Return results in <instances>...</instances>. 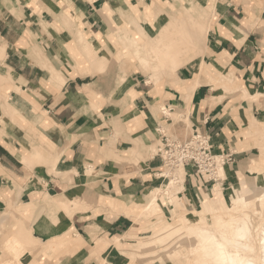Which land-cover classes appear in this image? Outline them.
<instances>
[{
    "label": "crops",
    "instance_id": "1",
    "mask_svg": "<svg viewBox=\"0 0 264 264\" xmlns=\"http://www.w3.org/2000/svg\"><path fill=\"white\" fill-rule=\"evenodd\" d=\"M200 1L198 7L215 13L203 55L170 81L158 85L138 72L117 87L115 79L94 72L78 32L98 52L110 44L107 22H125V11L141 22L146 7L173 11L174 0H0L6 54L0 76L9 78L0 87V214H10L12 224L21 221L27 233L12 239L13 247L14 239L21 245L0 255V264H157L128 253L136 241L134 205H146L151 190L167 179L160 174L161 158H147L155 135L185 141L189 134L183 121L172 123L157 113L161 104L172 112L189 108L192 134L207 135L215 153L234 154L237 162L221 181L226 204V184L241 188L254 161L252 149H241L243 129L264 109L241 99L240 91H213L211 77L231 76L246 90L264 94V0ZM63 16L78 30L69 31ZM205 69L211 77L198 73ZM197 75L201 85L193 89ZM135 150L143 160L130 162ZM206 184L191 181L186 172L176 204L188 212L202 200ZM73 201L82 204L71 212L59 206ZM165 202L159 201V211L166 215L174 208ZM68 239L81 245L57 247Z\"/></svg>",
    "mask_w": 264,
    "mask_h": 264
},
{
    "label": "rangeland",
    "instance_id": "2",
    "mask_svg": "<svg viewBox=\"0 0 264 264\" xmlns=\"http://www.w3.org/2000/svg\"><path fill=\"white\" fill-rule=\"evenodd\" d=\"M174 1L176 6L173 7V11L171 10L172 8L170 6H163L162 9H157L156 7L145 8L151 9L153 13L152 15L155 21H153L151 25L152 27L148 24V22L145 21L146 16H142L141 22H136V20H134L131 16L132 13L130 14L127 11L120 14L125 22H107L108 28L105 29L104 32L106 33V35L110 34L108 36H110L111 39H108V37H106L107 41H109L110 44L106 45L105 47L103 46V48H101V50L99 49L98 52L96 51L94 46H92V49L96 53L95 56H91L89 52L83 48L81 44L82 42H80L79 39V45L83 53L85 54L87 61L91 62L92 66L95 68L94 72L103 73V75L115 79L117 87L120 86L121 83L124 84L131 76L137 74L138 72L145 75L149 82H154L159 85L160 82L164 80L170 81L171 77H174L177 71L185 63L202 56L203 48L207 41V35L211 29V24L215 16L214 11L212 10L213 8L209 6H206L205 8L203 6L198 7L197 5H199V3L202 4L200 0H198L199 3H195L194 0V2L192 0H184L185 3L190 2V5H184L182 2H180V0ZM9 11H11V13L18 17V11H15L13 8L11 10L9 9ZM66 14L70 15L68 12ZM178 16L184 17L185 19L187 16H190V18L186 20H180ZM72 20L73 19L71 17L65 16L63 24L65 25V27H67L69 31H77L78 27ZM178 22V29H181V25L184 24L190 27L191 31L195 33L193 34V38H190L189 40V42L192 41V43L189 46V53L186 56V60H184V62H181V64H179L178 66L174 67L171 65H165V63H161L154 51L152 49H149V51L146 50L143 45H145L146 43H152L149 37H145L146 34L155 37L157 35L158 30L161 34L165 29ZM123 30L126 31V35L128 36L127 42H125L126 38L123 37ZM198 32L201 33V37L196 35V33ZM205 32L206 34L203 36ZM79 34L81 33L78 32V35ZM0 45L2 46L0 50V62H3L6 55L5 46L2 44ZM92 57H96V60H94V58L92 59ZM99 62L103 63V66H98V64H100ZM1 73H3L2 68H0V74ZM198 73H201V75L205 74L207 75V77H211V72L207 69H205L204 72L201 70ZM197 77L199 78V81H201V77L199 75L195 77L194 81L197 79ZM211 79L213 80V82L211 81V83L213 84V91L220 89L221 92H225L227 96L237 95L240 91L241 93L239 94L242 95L241 99L249 101L250 104L257 103L258 106L264 109V97H262V95L264 96V94H261L260 101H254V99H249V97H247V99H244L245 96L243 95L246 89L244 87H241L238 83H235L234 79L231 76L219 75L217 77L212 75ZM6 81H9V78H2V76H0V87L1 84ZM194 81L190 82V86L193 85ZM192 87L194 89V86ZM177 89L183 91V93L186 92V90L180 88V86L177 87ZM246 91L250 95L258 93L250 92L248 90ZM185 101L187 103L188 108L189 100L187 97L185 98ZM162 105L163 104L158 105L157 113L160 114L161 117H163L162 112L164 113L165 111L166 113L164 114H166L172 120V123L183 121L185 124H187V126L189 127V134H187L188 138L186 140L190 139L192 135H194V133L192 134L191 123L188 118L189 108L183 112H180L179 110L174 112H167L168 108ZM0 111L4 112L3 107L0 108ZM183 115H186V118H182ZM158 124L162 125L160 120L158 121ZM165 127L166 129H168L170 134L175 135L173 134L171 127ZM155 137V143L148 149L149 152L147 154V158H150L152 156H158L160 154L159 147L162 146V143L160 138L157 137V135H155ZM242 138L244 140V143H242L241 149H252V158L254 159V161L250 167H247L250 172L247 173L248 176H244L246 181H242L241 188L240 184L235 183H231V185L226 184V188L228 189L234 187L241 191L243 185L246 186L247 191L245 193L243 192V195H246L252 199L250 205H247L249 207L240 206L239 209L229 212L228 207L232 205V200L229 195L230 189L229 193L226 195L228 202L227 204L225 203L223 198L222 202L219 203H213L212 201V192L218 187V184H220L221 181L224 182V180H226L227 178V167L231 168L237 162V159L235 158L234 154L232 157V161L227 164L221 171L220 180H218L217 183H215L214 181H207L208 184L204 185L203 187L205 190V194L202 200L200 201V199L198 198V205H193L191 208L188 209V212L183 210V208H181L178 203L176 204V197L178 196V193L183 189L182 184L184 181H182L183 178L181 177V175H184L185 179L186 172H188V175L192 181V179L195 177L194 170H192L191 168L183 169L179 167H164L162 162L160 174H164L163 177L167 179L163 186L157 188L161 189L160 197L154 203H148L150 200L148 195L146 205H134L133 209L136 213H139L137 219L135 220L137 229L134 231V237L136 238V241L135 245L130 246V253H128V256L140 258L143 261L147 262L156 261L155 263L157 264H199L196 262V259L199 258L201 254V249L198 246L199 239H195V234L200 228H197L196 226L192 225V220L190 221V219H200L199 212H201L205 207L210 208L212 212L207 213L208 217L206 221L203 222L201 225V227L204 228H212L214 227V225H217V219L219 215H232L234 217L247 215L251 217L254 226L261 222V219L258 218L259 216H256L254 214V210L258 208V204H256L258 203L256 202V195L258 193L254 189H256L258 185L264 188V155L262 156L261 154V149L264 147V115H262V117L258 119L253 118L252 121H250V123L247 125V128H245V130L243 129ZM217 154L224 153H216V155ZM225 154L231 153L229 152ZM132 157L133 159H131L130 162H134L136 161V159L143 160V157H141L139 155V152H137L136 150L134 151ZM247 168L244 167L243 169ZM178 177L181 179L180 183L175 184L173 182L172 184H170L172 179H177ZM211 182H213L214 184L210 185ZM165 186L170 188V194H174L172 200H169L167 196L163 195L162 190L163 188H165ZM196 187H198V184L196 185ZM157 189L153 190L156 191ZM166 199L173 205L174 211H171L165 215L161 211H159V201H161L164 205L165 203H167L165 202ZM205 203H207L208 205L204 206ZM81 204L82 203L77 201L69 203L60 202L59 206L63 210L71 212V210L73 211ZM9 215L10 214L8 213L0 214V255L13 253L15 251V248L20 247L21 242L18 239H14L13 241L14 246L18 247H13L11 244L12 239L18 236V234L19 236L20 234H24V236L27 237V233L24 232V226L21 221L12 224L10 223ZM180 218H183L189 224V226L185 225V227L184 224L181 222ZM115 244L119 245V242L116 240ZM80 245L81 243L79 241L73 243L69 239L61 240L57 243L58 248L67 247L69 249L73 248L74 250H76ZM106 245L107 244H104V247ZM53 249L54 247L51 250ZM11 256L13 257V255ZM7 264H9V262Z\"/></svg>",
    "mask_w": 264,
    "mask_h": 264
},
{
    "label": "bare ground",
    "instance_id": "3",
    "mask_svg": "<svg viewBox=\"0 0 264 264\" xmlns=\"http://www.w3.org/2000/svg\"><path fill=\"white\" fill-rule=\"evenodd\" d=\"M190 5V2H186ZM151 9H145V20L152 23L154 18L152 15ZM178 18L186 20L190 16L184 17L178 16ZM130 24V23H129ZM138 24V23H137ZM178 23L173 24L169 28L165 29L161 34L158 30L157 35L152 37L149 34H146L145 37H149L152 41L151 44L146 43L143 45L146 50H153L157 58L161 63L165 65L178 66L181 62L186 60V56L189 53V46L192 43L189 42L190 38H193L195 32L191 31L190 27L182 24L181 29H178ZM132 26V25H131ZM126 28V27H125ZM135 28V27H134ZM160 29V28H159ZM179 30V31H178ZM182 31V32H180ZM123 37L128 41V36L126 31H124ZM171 33V34H169ZM160 34V35H159ZM201 33H196L199 37ZM206 32L203 34V36ZM80 42H82L83 48L89 52L91 56H95V51L92 49V45L85 40L84 35L79 34ZM206 41V39H205ZM134 46V44H133ZM2 46L0 45V50ZM127 50V49H126ZM132 53V52H131ZM185 57V59H184ZM94 57H92L93 59ZM96 58V57H95ZM94 58V60H96ZM97 63V62H96ZM99 65L103 63L99 62ZM103 66V65H102ZM201 85L199 78L193 82L194 88H198ZM20 91V88H19ZM245 98L254 99L257 101L261 100V94L250 95L245 90ZM262 97H264L262 95ZM170 112L171 109H167V112ZM164 113H166L164 111ZM57 123V122H56ZM162 130V129H161ZM167 136V135H166ZM163 140V138H162ZM216 154V153H215ZM262 156L264 155V147L261 149ZM159 157V155H158ZM183 168L184 167H179ZM168 169V168H167ZM224 167L219 166L218 168V177L221 178V171ZM166 174V173H165ZM164 176V174H161ZM168 175V174H167ZM167 177V176H166ZM184 181V175H181ZM161 178V177H160ZM163 178V177H162ZM170 179V178H169ZM180 178L172 179L170 184L173 182L175 184L180 183ZM182 183V182H181ZM154 189V188H153ZM256 199L258 203V208H256L255 215L259 216L261 222L256 226L253 225L251 217L247 215L234 217L232 215H219L217 219V225H214L212 228L201 227L202 223L206 221L209 212H212L210 208L205 207L200 214V219H190L192 220L191 224L200 228L195 234V239H199L198 246L201 249V254L199 258L195 261L199 264H264V188L262 186H257ZM161 189L156 191L152 190L149 194L150 203H154L159 197ZM229 191V190H228ZM247 191V187L243 185L241 191L232 187L230 189V197L232 200V205L228 207L229 212L235 211L242 207H249L252 199L246 195H243ZM163 195L167 196L169 200H172L174 194H170V188L165 186L162 190ZM255 196V194H254ZM222 184H218V187L213 191L212 201L213 203L222 202ZM208 205L207 203L204 206ZM257 206V205H256ZM184 226H189V224L183 219L180 218ZM185 226V227H186ZM148 243V242H147Z\"/></svg>",
    "mask_w": 264,
    "mask_h": 264
},
{
    "label": "built area",
    "instance_id": "4",
    "mask_svg": "<svg viewBox=\"0 0 264 264\" xmlns=\"http://www.w3.org/2000/svg\"><path fill=\"white\" fill-rule=\"evenodd\" d=\"M162 146L159 147V157L164 167H184L194 170L195 179L206 181L220 180L218 177L219 166L225 167L232 161L231 154H215L212 150L210 139L207 135L194 134L185 141L163 135Z\"/></svg>",
    "mask_w": 264,
    "mask_h": 264
}]
</instances>
